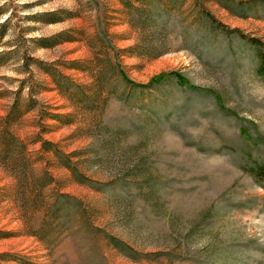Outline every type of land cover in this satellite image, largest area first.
<instances>
[{
    "label": "rangeland",
    "instance_id": "1",
    "mask_svg": "<svg viewBox=\"0 0 264 264\" xmlns=\"http://www.w3.org/2000/svg\"><path fill=\"white\" fill-rule=\"evenodd\" d=\"M261 48L264 0H0V264H264Z\"/></svg>",
    "mask_w": 264,
    "mask_h": 264
},
{
    "label": "trees",
    "instance_id": "2",
    "mask_svg": "<svg viewBox=\"0 0 264 264\" xmlns=\"http://www.w3.org/2000/svg\"><path fill=\"white\" fill-rule=\"evenodd\" d=\"M252 42H255V40H252ZM256 43V42H255ZM257 59H258V66L256 69V75L264 80V49H259L257 52ZM174 76V74H170ZM166 75L159 76L157 78L152 79L149 83L146 85H137L138 87L142 88H149L154 85L160 84ZM177 81L180 85H186L185 80L181 76H176ZM125 82H129L126 78H124ZM9 115V114H8ZM7 115V117H8ZM8 119V118H7ZM250 174L254 177V179L262 185L261 187L264 189V161L256 163L254 167H252L250 170Z\"/></svg>",
    "mask_w": 264,
    "mask_h": 264
}]
</instances>
